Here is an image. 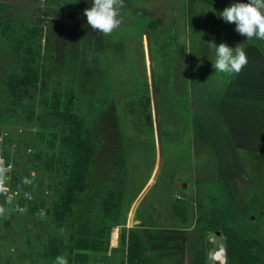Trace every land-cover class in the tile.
<instances>
[{"label": "rangeland", "instance_id": "rangeland-1", "mask_svg": "<svg viewBox=\"0 0 264 264\" xmlns=\"http://www.w3.org/2000/svg\"><path fill=\"white\" fill-rule=\"evenodd\" d=\"M90 6L91 0H0L11 29L25 40L34 30L30 40L39 48L30 58L49 83L40 80L11 101L6 78L21 56L0 33V131L18 143L15 168L28 178L31 196L30 214L26 205L23 212L17 204L0 208V264H50L42 254L57 235L77 259L79 246L101 232L107 244L110 233L113 254V235L124 230L143 236L154 264H264V40L245 41L248 62L239 73H214L204 42L234 46L245 37L216 25L201 0H122L121 23L109 34L86 24L83 9ZM198 72L209 111L234 100L237 112L251 113L237 118L238 134L250 133L238 140L244 144L235 159L219 146L218 122L210 117L197 158L187 79ZM53 92L62 102L55 113L84 120L81 129L99 143L78 190L69 187L76 157L63 139L73 125L57 124L42 107ZM10 107H23L28 120L6 113ZM104 215L118 219L110 230L101 227ZM89 250L90 261L104 254ZM115 254L119 264L124 251ZM68 255L64 264H73Z\"/></svg>", "mask_w": 264, "mask_h": 264}, {"label": "trees", "instance_id": "trees-1", "mask_svg": "<svg viewBox=\"0 0 264 264\" xmlns=\"http://www.w3.org/2000/svg\"><path fill=\"white\" fill-rule=\"evenodd\" d=\"M201 1L209 5L213 9L214 14H215L214 22L216 25H219L221 27L228 28V29L234 28V24L229 25L225 23L222 20V18L218 16V12L222 10L224 7H226L225 0H201ZM6 13L7 11H0L1 36L3 39L9 42L12 50H14L15 52H18L19 59H20V56L22 59V61L21 59L19 60V64L17 68L13 72H11L10 75L6 78L8 79V88H7L8 93L7 94L10 95L11 101L12 100L14 101V97H13L14 95H20L19 92L22 91L23 94L25 93V96H27L28 88L36 87L40 80L43 86H48L49 83L46 82L43 78L41 79V75L39 72L40 69L38 65L39 61H35L34 58H30L31 56L38 55L36 54L38 52H36V50L33 49L31 45V40H30V35H34V30L33 32L29 33L30 35L29 34L26 35V40H25L24 35L22 34L20 35L19 30L17 29L15 30L14 28L11 29L12 24L9 25L11 21L2 16V14H6ZM28 36L29 38H27ZM25 47L28 50L26 51L27 53L25 52ZM22 50L26 53L24 57L22 56V54L24 53L22 52ZM42 107H44V109H49L51 110V112H54V113L60 111L62 107L60 94L57 92H53L52 97H51V102L48 99L44 100ZM24 110L25 109L23 107H19L17 109L10 107V108H7L6 113L8 112L10 114H14V113L21 114L23 115V118H24L23 120L25 122L26 120H28L27 119L28 117ZM66 111H69V109L67 108ZM54 113L48 114V115L57 124L72 123L73 125L69 129L71 131V134H69V136L64 137L63 139L66 141V145L68 144L71 151L73 150V153L76 157V164L72 168V172L70 173V176H69V181H70L69 187L72 189V191L78 190V189H81V187L83 186L84 177L86 175L85 173L88 169L87 167L89 163L92 162L93 158L95 157L96 152L98 151L99 143H97V139L93 137L90 133H87L85 130L81 129V125L83 128V126L86 124L84 120H81L80 118L76 116H70V115H66L60 118L56 113L55 114ZM40 116H42V114H40ZM85 128H86V125H85ZM44 134H45V131L41 130L39 134L41 137L40 138L41 140H43L42 135ZM9 150L8 152L10 153ZM16 161H18L17 154L14 156L15 164H16ZM20 175L21 173L18 172V170L14 172V177L12 180V187L17 188L22 191H28L29 189L27 187L29 184V180L28 178L26 180H21V178L19 177ZM68 194L70 195L69 198L71 200V191H68ZM20 203L24 205L26 201L22 199L20 200ZM15 204L16 203L13 202L11 206H8V207L10 209H13ZM30 207L31 205L28 202L29 209L27 211V214H30V209H31ZM63 217L64 216L62 214L61 216L57 218L58 227H59V221H62L64 219ZM101 221H102L100 223L102 225L101 227L107 226L110 230L111 227H113L116 224L115 221H118V219L115 220L114 222H111V221L109 222V217L104 215L101 218ZM226 236L229 238V234H226ZM103 238H104V234L103 232H101V234L96 236L92 240V242H88L89 247L87 246V247L82 248L79 246L76 251H79V253H82V254L76 253L75 254V257H77L76 259V258H73V255H74L73 251L75 249L73 250L71 248V245L65 244L63 240L61 239V236L59 235L53 236L52 238L48 240L47 246L42 255H43V258L48 263L56 264L57 262L56 258L58 256L59 257L64 256L65 252L69 250L68 260L69 262L73 264H93L95 262H98L100 264H116V261L114 260V258L116 257L115 252H117L118 249H122L124 251V254L119 264H154L152 258L149 255V252H148L149 250H148L147 244L143 236L137 233L136 231L129 230L126 232L124 230L121 233H119V245L117 248H113L111 250V252L112 251L114 252L113 254L108 253L109 244H110L109 242L110 233L107 239V244H105L106 242H104ZM91 248H96L97 249L96 251H101V252L103 251L104 254L98 255L94 260L90 261L88 251H90L89 249ZM84 252L85 254H83ZM204 264H206L205 261H204Z\"/></svg>", "mask_w": 264, "mask_h": 264}, {"label": "clouds", "instance_id": "clouds-1", "mask_svg": "<svg viewBox=\"0 0 264 264\" xmlns=\"http://www.w3.org/2000/svg\"><path fill=\"white\" fill-rule=\"evenodd\" d=\"M122 0H91V6L83 9L86 24L101 34H109L121 23L119 8ZM222 20L232 25L234 31L245 37L242 42L229 46L225 42H204L210 50L214 73L234 75L247 64L244 48L246 40L255 37L264 40V0H233L218 12ZM58 264H64L62 257H57Z\"/></svg>", "mask_w": 264, "mask_h": 264}, {"label": "crops", "instance_id": "crops-1", "mask_svg": "<svg viewBox=\"0 0 264 264\" xmlns=\"http://www.w3.org/2000/svg\"><path fill=\"white\" fill-rule=\"evenodd\" d=\"M187 83H188V93L190 94V100H189L190 103L188 106V111L192 113L190 127H192L191 133H192V139H194V144L197 150V158L198 155L202 154V152L205 150L203 140H205L209 134L208 130L206 129V121L208 120L209 117L213 118L218 122V125H216L217 126L216 136L218 137L220 142L219 146L224 147L225 151L227 150V153H229L230 156L234 158L237 152L238 143L240 145L244 144L242 142H239L238 140L244 141L245 135L250 133L249 131V132H244L246 134H242V132L238 134V130H237L238 129L237 118L238 117L242 118L243 116H245L246 111H242V113L237 112L236 102L234 100H227L221 105L219 104L218 107L215 104L213 106V109L216 110L212 113L211 111L208 110V106H206L205 81L204 79L199 80V72L193 77H188ZM263 95L264 92L259 95V98L261 100L264 99ZM234 104L236 105V107ZM232 113H235V117L232 116ZM248 116L251 117V113L247 112L246 117ZM239 121H241V119ZM253 134L256 133L254 132ZM248 149L251 148L249 147ZM234 159L232 160V162L235 163ZM227 160L229 159L227 158ZM195 164L193 165V167L195 168L194 173L197 171V166H195ZM145 226L148 225L147 224L140 225L141 228L142 227L144 228ZM113 238H114L113 242L116 241V239L119 242V233L117 232L116 234H114Z\"/></svg>", "mask_w": 264, "mask_h": 264}, {"label": "built area", "instance_id": "built-area-1", "mask_svg": "<svg viewBox=\"0 0 264 264\" xmlns=\"http://www.w3.org/2000/svg\"><path fill=\"white\" fill-rule=\"evenodd\" d=\"M31 45L34 50L39 48L37 42H31ZM16 150H18V143L13 136L7 132L0 131V208L8 205V203L12 204L13 201L17 204L18 210L23 212L25 210L24 205L28 206L31 196L29 191H22L12 187V180L16 171L14 162V156L17 154ZM22 199L26 201L24 205L20 203ZM113 240L114 238H112V246ZM93 264L100 263L95 262Z\"/></svg>", "mask_w": 264, "mask_h": 264}]
</instances>
